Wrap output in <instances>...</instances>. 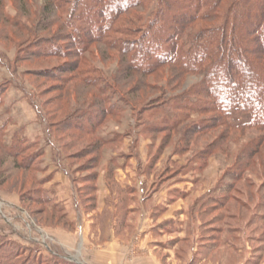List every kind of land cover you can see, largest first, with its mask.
Wrapping results in <instances>:
<instances>
[{"label": "rangeland", "instance_id": "1", "mask_svg": "<svg viewBox=\"0 0 264 264\" xmlns=\"http://www.w3.org/2000/svg\"><path fill=\"white\" fill-rule=\"evenodd\" d=\"M125 1L137 7L124 13ZM184 1L196 14L215 6ZM231 1L216 11L222 18ZM165 4L0 0L2 101L18 87L46 125L86 107L95 113L89 136L46 134L51 155L60 151L57 163L69 173L71 188L61 191L48 185L53 174L38 141L20 133L11 139L0 125V264H53L55 256L76 264H264V131L189 129L213 116L184 108L202 74L170 66L149 75L129 70L140 60L168 58L149 45ZM101 15V29L88 21ZM195 29L187 26L180 45L190 47ZM51 37L60 38V55L29 60V43ZM146 50L149 58L142 57ZM230 119L241 124L249 115L233 112ZM13 145L16 155L25 152L11 157ZM111 240L117 245L107 249Z\"/></svg>", "mask_w": 264, "mask_h": 264}, {"label": "trees", "instance_id": "2", "mask_svg": "<svg viewBox=\"0 0 264 264\" xmlns=\"http://www.w3.org/2000/svg\"><path fill=\"white\" fill-rule=\"evenodd\" d=\"M164 1L168 8L165 6L167 10L162 8L155 14L154 25L158 26L159 31L156 34V40L150 41L149 44L153 50H149L157 51L161 58L168 54V58L157 59L153 65L149 64V59L140 60L134 67L130 66L129 70L135 69L140 74L149 75L161 67L170 66L177 68L182 75L202 74L201 81L194 84L190 91L188 90L193 100H190L184 108L189 111L188 113L212 114L213 116L209 119L202 118L210 120L212 124L206 123V120L198 121L189 129L194 128L195 131L201 128L202 132H205L223 126L229 130L248 128L264 131V0H232L229 14L226 13L224 18L219 11L216 13L221 8L223 0H215V6L208 5L210 8L208 11L204 10L197 14L187 12L190 8L187 1ZM129 3L125 1L124 4H119L124 13L132 7H137L136 4ZM198 7L202 9L204 6L191 4L190 10ZM101 18L102 15L96 18L91 16L88 21L101 29ZM219 19L223 21L218 25L197 29L200 22H212ZM187 26L196 28V32L191 35L188 49L180 45L181 33ZM59 40L51 37L29 43L28 51L31 57L28 59H39L44 56L58 57L60 55ZM163 42L169 46L159 49ZM149 50H146L142 57L149 58V55H152ZM17 60L19 61L18 56ZM72 64L77 66L75 62ZM83 83H87L86 80H83ZM161 96H165L164 90H161ZM1 103L2 94L0 93ZM238 111L247 113L249 120L241 124L232 122L230 118L233 112ZM80 112L81 114H69L58 123L47 124L50 135L54 137L53 129L55 132H71L77 137L93 134L94 111L86 107ZM104 114L112 115V112L106 111ZM188 115L190 117V114ZM165 116L167 117L166 114ZM171 120L175 121V118ZM176 123L177 120L170 126L175 129ZM99 141L101 143V140ZM7 152L11 157H18L25 151L16 155L17 150L13 145ZM53 262V264H76L60 256L53 257Z\"/></svg>", "mask_w": 264, "mask_h": 264}, {"label": "crops", "instance_id": "3", "mask_svg": "<svg viewBox=\"0 0 264 264\" xmlns=\"http://www.w3.org/2000/svg\"><path fill=\"white\" fill-rule=\"evenodd\" d=\"M2 103L5 105V110L3 111L5 114L2 116L3 122L0 123V125L5 124L4 126L5 128L7 127V132L11 139L14 138L17 133H20V136L27 137L29 140L36 139L38 141V145L43 148L45 161L48 163V169H46V171L47 173L53 174L48 185L59 191L63 190L64 186L68 184L67 180H70L69 173L60 162L59 164L57 163L58 160H61L60 151L54 156L51 155V148L53 146L52 141H46L48 129L45 130V127H47V125L39 118L37 110H34L29 99L18 87L11 86L5 92ZM68 186L70 185L68 184ZM70 194L72 195V190ZM137 226L141 229L143 228L140 221ZM116 245L114 240H111L109 245H107V249H114ZM88 261L96 264L94 260Z\"/></svg>", "mask_w": 264, "mask_h": 264}, {"label": "water", "instance_id": "4", "mask_svg": "<svg viewBox=\"0 0 264 264\" xmlns=\"http://www.w3.org/2000/svg\"><path fill=\"white\" fill-rule=\"evenodd\" d=\"M71 259V258H70ZM73 260V259H72Z\"/></svg>", "mask_w": 264, "mask_h": 264}]
</instances>
